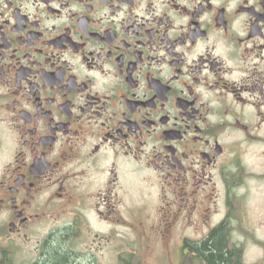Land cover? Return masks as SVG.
Returning a JSON list of instances; mask_svg holds the SVG:
<instances>
[{"label": "flooded vegetation", "instance_id": "flooded-vegetation-1", "mask_svg": "<svg viewBox=\"0 0 264 264\" xmlns=\"http://www.w3.org/2000/svg\"><path fill=\"white\" fill-rule=\"evenodd\" d=\"M264 264V0H0V264Z\"/></svg>", "mask_w": 264, "mask_h": 264}, {"label": "trees", "instance_id": "trees-1", "mask_svg": "<svg viewBox=\"0 0 264 264\" xmlns=\"http://www.w3.org/2000/svg\"><path fill=\"white\" fill-rule=\"evenodd\" d=\"M193 251L208 264H237L233 255L226 249V242L220 229L213 230L207 238L193 246ZM75 259L59 243L49 250V255L42 264H74Z\"/></svg>", "mask_w": 264, "mask_h": 264}]
</instances>
